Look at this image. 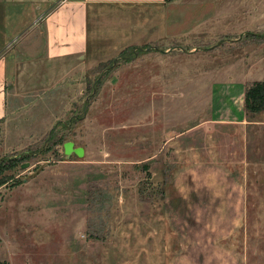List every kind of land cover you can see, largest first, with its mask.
Segmentation results:
<instances>
[{
	"label": "rangeland",
	"instance_id": "1",
	"mask_svg": "<svg viewBox=\"0 0 264 264\" xmlns=\"http://www.w3.org/2000/svg\"><path fill=\"white\" fill-rule=\"evenodd\" d=\"M196 2L177 36L9 91L1 264H264V0Z\"/></svg>",
	"mask_w": 264,
	"mask_h": 264
},
{
	"label": "crops",
	"instance_id": "2",
	"mask_svg": "<svg viewBox=\"0 0 264 264\" xmlns=\"http://www.w3.org/2000/svg\"><path fill=\"white\" fill-rule=\"evenodd\" d=\"M196 1L0 0V121L9 91H44L111 50L120 56L177 36Z\"/></svg>",
	"mask_w": 264,
	"mask_h": 264
},
{
	"label": "trees",
	"instance_id": "3",
	"mask_svg": "<svg viewBox=\"0 0 264 264\" xmlns=\"http://www.w3.org/2000/svg\"><path fill=\"white\" fill-rule=\"evenodd\" d=\"M245 108L251 112H258L264 109V81L253 82L246 90ZM15 162V161H14ZM9 168V165H3ZM5 181L0 178V185ZM1 264V261H0Z\"/></svg>",
	"mask_w": 264,
	"mask_h": 264
},
{
	"label": "water",
	"instance_id": "4",
	"mask_svg": "<svg viewBox=\"0 0 264 264\" xmlns=\"http://www.w3.org/2000/svg\"><path fill=\"white\" fill-rule=\"evenodd\" d=\"M63 153L66 157H69L71 154H75L77 157H82L84 154L83 147L75 146L73 141H66L63 143ZM29 163L24 162L20 164L21 168H25Z\"/></svg>",
	"mask_w": 264,
	"mask_h": 264
}]
</instances>
